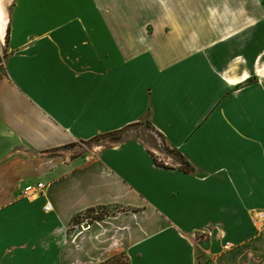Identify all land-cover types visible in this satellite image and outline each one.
<instances>
[{"label":"crops","instance_id":"0c3cea01","mask_svg":"<svg viewBox=\"0 0 264 264\" xmlns=\"http://www.w3.org/2000/svg\"><path fill=\"white\" fill-rule=\"evenodd\" d=\"M2 51L0 264H264V0H0ZM142 118L180 160L58 153Z\"/></svg>","mask_w":264,"mask_h":264},{"label":"rangeland","instance_id":"374dc122","mask_svg":"<svg viewBox=\"0 0 264 264\" xmlns=\"http://www.w3.org/2000/svg\"><path fill=\"white\" fill-rule=\"evenodd\" d=\"M2 50V49H1ZM3 51L0 53L2 54ZM1 62V55H0ZM1 73V65H0ZM118 137L119 140L126 138H135L139 140L144 146L152 153L159 162H165L168 164H175V160H180L181 157L176 151H174L161 136V134L153 128L147 121L142 118L138 122L128 125L112 135H100L93 139L75 141L68 146L59 149L58 153L69 152L71 155H79L87 152L94 146H104L108 143H113V137ZM119 209V208H118ZM116 208L101 209L98 208L95 211L88 212L86 217L94 218L102 215H109L114 213ZM119 211V210H118ZM87 222H91L88 219ZM84 228V227H83ZM82 229V228H81ZM100 245H103L100 244ZM101 264H126L125 256L122 252L118 251L116 254L112 255L107 260L103 261Z\"/></svg>","mask_w":264,"mask_h":264},{"label":"built area","instance_id":"2783aa9c","mask_svg":"<svg viewBox=\"0 0 264 264\" xmlns=\"http://www.w3.org/2000/svg\"><path fill=\"white\" fill-rule=\"evenodd\" d=\"M42 184L40 182H35L33 184H26L21 189V194L28 199H34L41 191ZM44 210L50 209V204L45 202L43 205Z\"/></svg>","mask_w":264,"mask_h":264},{"label":"trees","instance_id":"16d2710c","mask_svg":"<svg viewBox=\"0 0 264 264\" xmlns=\"http://www.w3.org/2000/svg\"><path fill=\"white\" fill-rule=\"evenodd\" d=\"M139 121V120H138ZM138 121H136V122H138ZM136 122H134V123H136ZM147 123H148V121H147ZM131 124H133V123H131ZM131 124H128V125H131ZM128 125H126V126H128ZM126 126H124V127H126ZM124 127H122V128H120V129H118V130H115V131H112V132H108V133H104V134H98V135H96V136H94L93 138H95V137H98V136H100V135H107V134H109V135H112V134H115V133H117L118 131H120L121 129H123ZM93 138H91V139H93ZM113 140H114V142H117V141H119V139H118V137H116V136H114L113 137ZM153 158V157H152ZM153 161H155V163H157V164H159V165H164L162 162H159L156 158H153ZM184 166H188V164L186 163V162H181ZM185 170H187L186 168H184Z\"/></svg>","mask_w":264,"mask_h":264}]
</instances>
